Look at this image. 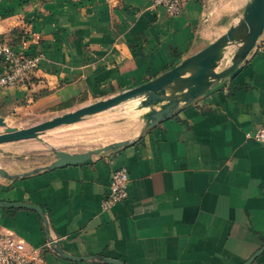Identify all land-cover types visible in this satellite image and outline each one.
Returning <instances> with one entry per match:
<instances>
[{
    "label": "crops",
    "instance_id": "1",
    "mask_svg": "<svg viewBox=\"0 0 264 264\" xmlns=\"http://www.w3.org/2000/svg\"><path fill=\"white\" fill-rule=\"evenodd\" d=\"M248 1L187 0L172 18L153 0H0V41L41 55L31 78L4 89L0 116L48 114L148 82L226 32ZM259 127L264 51L255 50L125 146L52 169L0 164V201L43 211L0 205V229L84 258L52 245L44 264H243L264 246V143L246 137ZM122 168L129 195L103 209ZM252 264H264V252Z\"/></svg>",
    "mask_w": 264,
    "mask_h": 264
},
{
    "label": "water",
    "instance_id": "2",
    "mask_svg": "<svg viewBox=\"0 0 264 264\" xmlns=\"http://www.w3.org/2000/svg\"><path fill=\"white\" fill-rule=\"evenodd\" d=\"M263 33L264 0H249L238 21L232 24L226 32L199 52L185 58L172 69L148 82L28 127L12 126L4 117L0 116V144L28 139L42 140L41 135L50 129L77 123L87 116L106 111L131 99H137V109L144 111L141 116L144 121V126L140 131L142 134L165 119L171 118L182 104L190 103L207 92L215 81L231 75L253 52ZM230 50L232 55L229 53L230 57L227 58ZM225 60H228L229 64L220 69ZM129 142V140H122L81 153L56 150V160L45 167L52 169L70 164H80L88 160L93 154L117 149ZM37 171L34 170L28 174ZM0 174L6 175L1 167ZM0 205L35 208L43 214L42 208L34 204L0 201ZM53 246L63 256L74 260L84 259L65 253L57 245ZM263 252L264 246L243 264H252ZM102 259L114 264H126L124 261L114 258L104 257Z\"/></svg>",
    "mask_w": 264,
    "mask_h": 264
},
{
    "label": "rangeland",
    "instance_id": "3",
    "mask_svg": "<svg viewBox=\"0 0 264 264\" xmlns=\"http://www.w3.org/2000/svg\"><path fill=\"white\" fill-rule=\"evenodd\" d=\"M228 64V60L223 61L220 69ZM86 104L90 102L70 104L48 114L28 110L14 116L8 123L12 126L28 127ZM137 105V99L128 100L106 111L87 116L77 123L50 129L41 135L42 140L28 139L4 143L0 145V164L10 165L14 161L25 164V169H39L56 159V150L83 152L122 140H132L144 126L141 118L144 111L138 110Z\"/></svg>",
    "mask_w": 264,
    "mask_h": 264
},
{
    "label": "built area",
    "instance_id": "4",
    "mask_svg": "<svg viewBox=\"0 0 264 264\" xmlns=\"http://www.w3.org/2000/svg\"><path fill=\"white\" fill-rule=\"evenodd\" d=\"M187 0H153L155 7H162L172 18L181 16L185 11ZM264 51L263 35L254 50ZM0 101L5 88L16 87L31 78L38 70L41 55L30 56L17 50L7 41H0ZM247 138L264 143V127L246 133ZM129 173L126 169L115 170L110 178L108 190L102 199L103 209H109L124 201L128 195ZM53 240H49L43 248L26 244L23 240L0 229V264H44V250L52 248Z\"/></svg>",
    "mask_w": 264,
    "mask_h": 264
},
{
    "label": "bare ground",
    "instance_id": "5",
    "mask_svg": "<svg viewBox=\"0 0 264 264\" xmlns=\"http://www.w3.org/2000/svg\"><path fill=\"white\" fill-rule=\"evenodd\" d=\"M231 52V50L228 52V54H227V58H229V53Z\"/></svg>",
    "mask_w": 264,
    "mask_h": 264
}]
</instances>
